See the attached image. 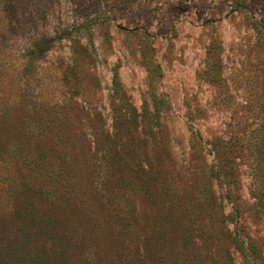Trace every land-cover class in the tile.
Instances as JSON below:
<instances>
[{
    "label": "rangeland",
    "instance_id": "obj_1",
    "mask_svg": "<svg viewBox=\"0 0 264 264\" xmlns=\"http://www.w3.org/2000/svg\"><path fill=\"white\" fill-rule=\"evenodd\" d=\"M0 264H264V0H0Z\"/></svg>",
    "mask_w": 264,
    "mask_h": 264
}]
</instances>
